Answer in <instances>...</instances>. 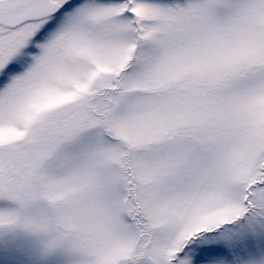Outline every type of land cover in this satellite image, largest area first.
Here are the masks:
<instances>
[{
    "label": "snow or ice",
    "instance_id": "1",
    "mask_svg": "<svg viewBox=\"0 0 264 264\" xmlns=\"http://www.w3.org/2000/svg\"><path fill=\"white\" fill-rule=\"evenodd\" d=\"M0 264H264V0H0Z\"/></svg>",
    "mask_w": 264,
    "mask_h": 264
}]
</instances>
